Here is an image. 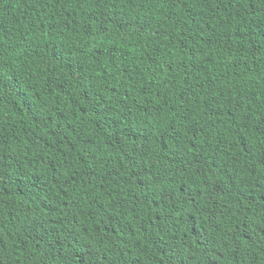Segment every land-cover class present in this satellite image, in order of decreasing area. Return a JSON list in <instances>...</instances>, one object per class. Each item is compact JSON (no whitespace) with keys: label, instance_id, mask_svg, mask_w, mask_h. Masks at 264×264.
Returning <instances> with one entry per match:
<instances>
[{"label":"trees","instance_id":"1","mask_svg":"<svg viewBox=\"0 0 264 264\" xmlns=\"http://www.w3.org/2000/svg\"><path fill=\"white\" fill-rule=\"evenodd\" d=\"M83 253L264 264L261 0H0V264Z\"/></svg>","mask_w":264,"mask_h":264},{"label":"clouds","instance_id":"2","mask_svg":"<svg viewBox=\"0 0 264 264\" xmlns=\"http://www.w3.org/2000/svg\"><path fill=\"white\" fill-rule=\"evenodd\" d=\"M146 52V51H145ZM147 52H146V56H147ZM236 264H249L248 263V258H243V259H236Z\"/></svg>","mask_w":264,"mask_h":264},{"label":"snow or ice","instance_id":"3","mask_svg":"<svg viewBox=\"0 0 264 264\" xmlns=\"http://www.w3.org/2000/svg\"><path fill=\"white\" fill-rule=\"evenodd\" d=\"M261 2H262V5H264V0H261ZM83 255H88V253H83L82 254V256H81V264H84ZM178 255H180L182 257V254H178ZM65 259H66V257H65ZM179 264H183V257L180 259Z\"/></svg>","mask_w":264,"mask_h":264}]
</instances>
